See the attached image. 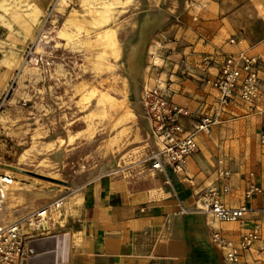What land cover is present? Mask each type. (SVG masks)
I'll return each mask as SVG.
<instances>
[{
    "label": "crops",
    "instance_id": "crops-1",
    "mask_svg": "<svg viewBox=\"0 0 264 264\" xmlns=\"http://www.w3.org/2000/svg\"><path fill=\"white\" fill-rule=\"evenodd\" d=\"M8 1L0 0V90L12 83L14 73L7 65V54H12L7 25L16 31L18 43L27 39L2 10ZM138 1L140 7L131 8L136 27L127 29L122 42L124 74L132 89L140 85L148 54L164 58L171 73L186 67L195 75L203 71L204 66L196 63L203 52L248 48L264 62V0ZM20 2L38 8L41 20L54 0ZM230 38L240 40V44H229ZM206 71V77L211 76L215 67ZM259 75L262 94L257 106L264 108V63ZM197 78L187 80L189 85L182 87L184 95L181 91L182 96L174 93L170 98L190 109L211 102L214 90L207 84L199 85ZM249 116L253 115L245 117ZM253 117L260 128L259 118ZM197 140L199 147L202 136ZM213 166L199 147L180 173L170 168L163 173L150 170L141 179L124 174L135 169L129 167L89 175L68 202L69 226L32 239L36 252L30 264H229L211 243V234L218 231L227 239H237L254 223L262 226L261 240L243 254L239 264H264V152L252 165L260 192L244 197L249 180V172L244 171L231 173L229 191L221 195L227 206L245 205L249 209L240 223L220 222L200 209L202 192L220 185ZM64 232L69 236L66 244L62 239L57 261L56 245Z\"/></svg>",
    "mask_w": 264,
    "mask_h": 264
},
{
    "label": "rangeland",
    "instance_id": "rangeland-1",
    "mask_svg": "<svg viewBox=\"0 0 264 264\" xmlns=\"http://www.w3.org/2000/svg\"><path fill=\"white\" fill-rule=\"evenodd\" d=\"M56 2L50 6L48 29L58 27L65 18L66 12L61 13ZM66 2L65 11L74 8L85 16L79 21L81 27L79 24L76 27L79 42L68 47H54L55 43L51 42L43 46L44 53L36 54L42 49L37 45L40 12L23 43H18L14 37L16 31L7 25L12 52L7 54L10 58L7 65L14 73L12 83L0 90V172H9L11 180L17 181L24 191L13 213L5 215V219L55 201L54 205L60 207L49 213L56 221L53 230L69 226L68 202L75 195L77 185L89 175L129 167L135 169L125 172L127 176L132 173L143 179L151 173L147 157L156 147L138 104L143 90L159 85L169 96L181 95L182 87L189 85L187 80L195 76L199 85L205 84L206 70L214 66L204 59L214 51L200 54L196 63L204 68L199 75L190 73L186 67L171 73L164 58L148 54L140 85L132 89L130 79L124 74L122 44L118 60L106 41L97 38L117 24L124 26V33L128 28L134 30L136 22L131 8L140 7V2ZM11 3L24 10L35 8L20 0L8 1L2 10L14 23L7 10ZM85 38L90 43H83ZM38 56L43 59L33 62L36 70H28L33 66L29 60ZM105 93L114 96L121 107L112 109L104 105L101 97ZM129 107L134 114H130ZM245 116L240 104L231 103L225 106L218 122L200 133V151L207 162L214 163L213 167L226 165L232 174L252 172V165L264 152V146L258 142L259 123L253 116ZM50 230L49 233L54 232ZM43 231L32 232L34 238L47 235ZM59 236L64 239L69 234L64 232Z\"/></svg>",
    "mask_w": 264,
    "mask_h": 264
},
{
    "label": "built area",
    "instance_id": "built-area-1",
    "mask_svg": "<svg viewBox=\"0 0 264 264\" xmlns=\"http://www.w3.org/2000/svg\"><path fill=\"white\" fill-rule=\"evenodd\" d=\"M51 11L52 7L40 20L38 40L48 30ZM228 43L240 44V40L230 38ZM42 59V56H38L37 61L41 62ZM204 59L212 62L215 67V73L205 79V84L215 92L211 102H202L195 109L180 106L159 85L145 88L141 94L143 118L156 145L147 157L151 171L163 173L166 168H170L172 172L180 173L185 161L199 150L197 139L200 133L218 122L223 108L231 103L245 106L246 115L259 118L258 142L264 146V108L257 106L262 94L259 73L264 62L259 56L250 53L248 48L236 52L214 51ZM214 170L220 185L210 186L202 192L199 198L202 203L200 209L220 222L240 223L249 209L245 205L230 207L221 200V195L229 191L231 170L221 164L214 167ZM254 177V172H250L245 198L260 192ZM11 179L9 172H0V264H27L31 255L28 244L34 238L32 232L37 230L41 218L58 209L60 204L56 203L54 206L53 201L52 205L49 203L31 211L27 216L29 231L24 232L19 221L9 222L4 217L7 191L5 186ZM261 234V224L254 223L237 239H227L215 231L210 240L222 251L225 262L239 264L243 254L261 240Z\"/></svg>",
    "mask_w": 264,
    "mask_h": 264
},
{
    "label": "bare ground",
    "instance_id": "bare-ground-1",
    "mask_svg": "<svg viewBox=\"0 0 264 264\" xmlns=\"http://www.w3.org/2000/svg\"><path fill=\"white\" fill-rule=\"evenodd\" d=\"M113 2L119 3L121 0H112ZM66 0H57L56 4L58 5V10L62 12H66L65 18L63 22L58 26L51 29H48L47 31L43 32L40 36V39L38 40V47L42 49H38L40 51H36L37 54L44 53L43 46L48 45L49 43L53 42L55 43L54 47H68L72 44L79 42V33L78 29H76L77 25L79 24L80 19H85V16L78 10L71 8L68 11H65L66 7ZM16 4V3H15ZM15 4H9L7 6V10L12 15L14 21L19 25V27L22 29L25 35H28L31 32V29L39 16V10L35 7L31 10H24L20 9ZM62 16V15H61ZM82 22V21H81ZM85 24V23H84ZM80 26V24H79ZM81 27V26H80ZM124 26L122 24H117L115 26H111L107 28V31L104 34H100L97 38L98 40H105L108 47H110L111 51H114V57L116 59H120L121 57V39L124 37ZM34 28V27H33ZM35 39V38H34ZM83 43H88L89 39L85 38L82 41ZM90 43V42H89ZM78 44V43H77ZM49 46V45H48ZM73 46V45H72ZM90 46V45H89ZM73 48V47H72ZM71 48V49H72ZM79 48V47H78ZM37 49V48H36ZM113 49V50H112ZM23 61V60H22ZM34 61H37L36 58H31L29 62L33 65ZM22 65V63H21ZM28 70L34 71L36 70V67L33 65L31 67H28ZM52 77V76H51ZM102 103L104 105H108L109 108H120L121 104L117 103V99L112 96L111 94L105 93L102 95ZM103 105V106H104ZM104 108V107H103ZM105 110V109H104ZM130 114H134V111L131 107L128 108ZM105 113V112H104ZM105 115V114H104ZM111 116V115H110ZM154 142V141H153ZM154 146L155 142L153 143ZM7 189L6 191V212L4 213V217L9 216L13 213L15 210V207L17 206V203L20 202V199H22L24 191L17 185V181L11 180L8 182V185L5 186ZM34 197V196H33ZM52 203V202H51ZM50 203V205H52ZM55 203H53L54 205ZM56 206V205H54ZM31 213V212H29ZM29 213H25L20 216H13L12 218L9 217L6 220L9 222H16L19 221V223L22 226V230L24 232H27L29 230V224L27 216ZM50 214H47L46 216L42 217L40 222L37 224V230L43 231L49 233V229L53 230L55 229V223L56 221L49 216ZM50 230V231H51ZM43 234V233H42ZM60 243L59 240L57 241V261H59V249Z\"/></svg>",
    "mask_w": 264,
    "mask_h": 264
},
{
    "label": "water",
    "instance_id": "water-1",
    "mask_svg": "<svg viewBox=\"0 0 264 264\" xmlns=\"http://www.w3.org/2000/svg\"><path fill=\"white\" fill-rule=\"evenodd\" d=\"M63 241H64V244H66V242H67V237L65 236L64 237V239H63ZM61 242H62V238L60 237L59 238V243L61 244ZM29 248H30V252H31V255H30V257L28 258V261H27V264H30V261H31V259L34 257V255H35V252H36V249L33 247V245H32V240H30L29 241Z\"/></svg>",
    "mask_w": 264,
    "mask_h": 264
}]
</instances>
